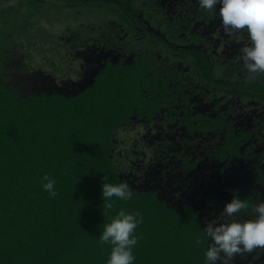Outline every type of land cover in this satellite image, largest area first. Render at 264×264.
Instances as JSON below:
<instances>
[{
	"label": "trees",
	"instance_id": "16d2710c",
	"mask_svg": "<svg viewBox=\"0 0 264 264\" xmlns=\"http://www.w3.org/2000/svg\"><path fill=\"white\" fill-rule=\"evenodd\" d=\"M150 1L107 8L122 24H129L130 48L135 42L133 37L142 46V37L171 49L175 43L171 40L182 36L188 27L185 22L172 21L162 31L164 19L153 13L156 10ZM21 3L23 15L16 21L9 17L10 23L0 25V48L9 47L5 37L18 34L22 24L30 32L38 29L36 25L43 16L67 17L70 11L86 14L83 8H93L96 0ZM107 8L102 10L108 13ZM139 8L147 12L144 21L151 27L149 34L136 31V26L144 30L135 18ZM134 21L137 22L130 25ZM73 45L71 52L77 48V44ZM134 58L137 61L124 67L121 62L114 66L105 63L92 84L72 96L55 91L23 95L17 87L0 79V264H105L111 249L100 243L99 232L109 217L121 209L139 211L143 216L135 230V264H205L207 222L199 218L201 209L194 207L197 202L175 211L154 193L136 190L132 181L123 179L118 170L117 161L130 150L127 145L131 139L125 128L129 117L144 118L143 97L157 92L159 85H163L162 91L166 88L165 83L155 81L157 72L147 71L151 64L145 66L142 58ZM210 156L219 157L212 153L204 157ZM219 161H223L222 156ZM45 174L56 181L55 197L43 190L41 178ZM251 174L253 179L250 177L246 185L238 188L249 207L234 214V219L255 218L254 205L264 199L262 173L254 167ZM103 178L113 184L126 182L133 192L132 198L114 197L113 208L105 209L101 197ZM234 189L237 188L229 191L220 186L216 195L205 197L211 212H223Z\"/></svg>",
	"mask_w": 264,
	"mask_h": 264
},
{
	"label": "flooded vegetation",
	"instance_id": "af4514ba",
	"mask_svg": "<svg viewBox=\"0 0 264 264\" xmlns=\"http://www.w3.org/2000/svg\"><path fill=\"white\" fill-rule=\"evenodd\" d=\"M21 2L0 0V25L10 23L9 17L16 21L23 15ZM134 2L136 6L140 3L96 0L93 8H83L86 14L70 11L67 17L62 15L67 19L78 15L96 20L91 26L85 25L83 34L72 32L73 42L68 45L77 44L83 54L90 50L94 66L79 67L77 63L71 73L83 78L84 71L91 69V85L107 62L113 66L121 62L124 67L137 61L134 57L138 56L146 62L145 66L151 64L147 71L157 72L155 81L165 83L166 88L162 91L163 85H159L157 92L143 97L144 118L129 117L125 128L131 139L127 145L130 150L122 155L124 159L117 161L118 170L123 179L132 181V187L154 193L168 208L180 211L197 202L194 207L201 209L199 218H205L207 223H222L226 219L223 212L220 209L211 212L205 197L216 195L220 186L228 187L229 191L243 187L253 177L254 167L262 173L260 184L264 185V79L247 78L239 54L242 42L237 35L226 36L219 16L212 11L207 14L210 11L199 8L195 0L150 1L156 10L153 13L164 19L162 31L172 21L185 22L188 29L171 40L175 41L171 49L142 37V46L133 37L135 42L130 48L129 24H122L107 7H130ZM104 7L108 13L102 10ZM146 14L141 8L136 10L138 25L144 26V30L136 26V31L149 34L151 27L144 21ZM56 17L52 15L51 19ZM11 35L12 38L5 37V42L11 43L9 47L0 48V79L18 87L22 76L34 72V68L22 61V52L17 48V43H22L18 34ZM162 59L168 64H162ZM58 85L59 82L55 86ZM72 92L61 94H77ZM206 153L218 156L221 153L223 161L218 162L221 156L217 160L215 156L208 159L204 157ZM243 218L238 221L247 219ZM232 264H264V248L237 255Z\"/></svg>",
	"mask_w": 264,
	"mask_h": 264
},
{
	"label": "clouds",
	"instance_id": "9594fccd",
	"mask_svg": "<svg viewBox=\"0 0 264 264\" xmlns=\"http://www.w3.org/2000/svg\"><path fill=\"white\" fill-rule=\"evenodd\" d=\"M195 3L219 16L226 36L237 35L242 42L239 54L247 78L264 79V0H195ZM103 181L101 197L105 209L113 208L114 197L118 200L132 198L133 192L126 182L113 184L105 178ZM41 183L44 191L52 197L57 195L56 181L49 175L42 176ZM248 207L239 190L234 189L231 199L223 206L225 221L219 224L210 221L204 225L208 238L205 264H232L237 255L264 248V199L254 205L255 218L234 219V214ZM142 222L139 211L133 213L121 209L109 217L98 236L100 243L111 249L105 264H135L133 249L138 243L135 230Z\"/></svg>",
	"mask_w": 264,
	"mask_h": 264
},
{
	"label": "rangeland",
	"instance_id": "374dc122",
	"mask_svg": "<svg viewBox=\"0 0 264 264\" xmlns=\"http://www.w3.org/2000/svg\"><path fill=\"white\" fill-rule=\"evenodd\" d=\"M45 18L47 19L38 21L39 24L36 25L38 29L27 32L24 24H22V30H19L18 39L22 43H17V48L22 52V61H27L28 64L26 65L33 66L34 72L22 76L18 82L17 90L23 95L45 94L54 90L59 93L72 91L70 94L78 93L90 85L91 69L84 71L83 78L71 73L72 69L75 72L74 69H76L77 63L79 67L81 64L86 67H93L94 64L91 61L90 50H86L83 54V50L79 51L76 48L74 53L71 52L68 45L73 42L71 35L74 32L79 31L83 34L87 27L85 25L89 24L88 26H91L96 20L78 15L76 18L69 19L64 18L62 15L56 17V19H51V16L49 19L47 16ZM109 18L111 19V17ZM81 42H83V39H81ZM74 55L76 59H74ZM55 59L58 60L56 65L54 63ZM36 69L38 70L36 71ZM28 70H31V68ZM43 70L49 71V73ZM58 82L59 85L55 86Z\"/></svg>",
	"mask_w": 264,
	"mask_h": 264
}]
</instances>
